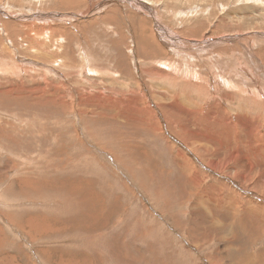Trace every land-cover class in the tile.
<instances>
[{
  "label": "rangeland",
  "instance_id": "1",
  "mask_svg": "<svg viewBox=\"0 0 264 264\" xmlns=\"http://www.w3.org/2000/svg\"><path fill=\"white\" fill-rule=\"evenodd\" d=\"M263 2L0 0V264H264Z\"/></svg>",
  "mask_w": 264,
  "mask_h": 264
},
{
  "label": "bare ground",
  "instance_id": "2",
  "mask_svg": "<svg viewBox=\"0 0 264 264\" xmlns=\"http://www.w3.org/2000/svg\"><path fill=\"white\" fill-rule=\"evenodd\" d=\"M73 1H74V0H73ZM126 1H127V2H130V4L133 5V6H136L135 3H137L139 6H143L144 9H146L147 11H148V10L150 11V10L152 9V7H151L152 5H151L150 3H146V2H149V0H126ZM157 1H160V0H157ZM205 1H206V0H205ZM223 1H224V0H223ZM226 1H227V0H226ZM140 2L142 3V5H140V4H141ZM177 2H178V1H177ZM153 3H154V2H153ZM156 3H157V2H156ZM164 3H165V2H164ZM207 3H208V2H206V4H207ZM211 3H212V2H211ZM263 3H264V2H263ZM174 4H175V3H174ZM180 4H181V2H180ZM209 4H210V2H209ZM213 4H214V3H213ZM165 5H167V4H165ZM171 5H173V4H171ZM173 6H174V5H173ZM173 6L170 7V8H168V10L165 8V10L169 11V9L171 10V8H172V10H176L175 8H176L177 6H176V5H175V7H173ZM205 6H206V5H205ZM242 6H243V5H242ZM244 6H245V5H244ZM164 7H165V6H164ZM164 7H163V8H164ZM168 7H169V6H168ZM173 8H174V9H173ZM177 8H179V7H177ZM182 8H183V7H182ZM244 9L247 10V9H250V8H244ZM257 9H258V8H257ZM259 9H260V8H259ZM259 9H258V10H259ZM1 10H2V9H1ZM146 10H145V11H146ZM254 10H256V9H254ZM262 11H264V9H263ZM260 12H261V11H260ZM97 13H98V12H97ZM147 13H148V12H147ZM207 13H208V12H207ZM207 13H206V14H207ZM174 14H176V13L174 12ZM249 14H250V13H249ZM257 14H259V11H258ZM145 15H149V14H145ZM177 16H178V15H177ZM179 16H180V15H179ZM198 16H199V15H198ZM236 16H237V15H236ZM199 17H200V16H199ZM238 17H239V16H238ZM234 18L236 19V17H234ZM222 19H224V18H222ZM220 20H221V19H220ZM233 20H234V19H233ZM172 21H173V19H172ZM174 21H175V20H174ZM184 21H185V19H184ZM186 21H188V20H186ZM195 21H196V20H195ZM199 21H200V20H199ZM203 21H204V20H203ZM205 21H206V20H205ZM237 21H238V20H237ZM262 21H264V20H262ZM178 22H179V21H178ZM189 22H190V21H188V23H189ZM196 22H197V21H196ZM252 22H253V21H252ZM155 23H156V21H155ZM171 23H172V22H171ZM173 23H174V22H173ZM176 23H177V21L175 22V24H176ZM156 24H157V23H156ZM178 24H179V23H178ZM236 24H237V23H236ZM249 24H250V23H249ZM157 25H159V24H157ZM179 25H180V24H179ZM179 25H178V26H179ZM217 25H218V24H217ZM246 25H247V24H246ZM161 26H162V25H161ZM176 26H177V25H176ZM183 26H184V25H183ZM183 26H182V27H183ZM185 26H186V25H185ZM188 26H189V25H188ZM221 26H222V25H221ZM186 27H187V26H186ZM212 27H213V26H212ZM212 27H211V28H212ZM257 27H258V26H257ZM257 27H256V28H257ZM172 28H173V27H172ZM176 28H177V27H176ZM180 28H181V26H180ZM22 29H23V28H22ZM156 29L158 30V27H157ZM212 29H213V28H212ZM222 29H223V28H222ZM259 29H260V28H259ZM259 29H258V30H259ZM163 30H164V29H163ZM197 30H199V29H197ZM260 30H261V29H260ZM173 31H174V30H173ZM175 31H177V30H175ZM180 31L183 32V30H180ZM190 31H191V29H190ZM193 31H194V29H193ZM200 31H201V30H200ZM209 31H211V30L209 29ZM216 31H217V30H216ZM218 31H219V29H218ZM224 31H225V29H224ZM261 31H262V30H261ZM163 32H164V31H163ZM167 32H169V31H167ZM185 32H186V30H185ZM203 32H205V31L203 30ZM214 32H215V31H214ZM256 32H257V31H256ZM259 32H260V31H259ZM36 33H37V32H36ZM36 33H35V34H36ZM43 33H44V32H43ZM161 33H162V32H161ZM169 33H172V32L170 31ZM225 33H227V32H225ZM172 34H173V33H172ZM179 34H180V33H179ZM191 34H192V33H191ZM212 34H213V33H212ZM231 34H232V33H231ZM235 34H236V33H235ZM38 35H39V34H38ZM43 35H44V34H43ZM159 35H160V34H159ZM162 35H163V34H162ZM162 35H161V37H162ZM170 35H171V34H170ZM175 35H176V34H175ZM175 35L173 34L172 37L175 36ZM189 35H190V33H189ZM208 35H209V34H208ZM233 35H234V34H233ZM237 35H238V34H237ZM246 35H247V34H246ZM249 35H250V34H249ZM249 35H248V36H249ZM31 36H32V35H31ZM166 36H167V35H166ZM166 36H164V37H166ZM180 36H181V35H180ZM180 36H179V37H180ZM213 36H214V35H213ZM226 36H228V35H226ZM231 36H232V35H231ZM32 37H33V36H32ZM169 37H170V36H169ZM175 38H176V37H175ZM225 38H226V37H225ZM164 39H165V38H164ZM164 39H163V40H164ZM186 39H187V38H186ZM186 39H185V40H186ZM200 39H201V38H200ZM32 40H34V39H32ZM170 40H172V38H171ZM223 40H225V39H223ZM172 41H174V40H172ZM175 41H176V40H175ZM226 42H227V41H226ZM164 43H165V42H164ZM185 43H186V42H185ZM205 43H206V42H205ZM223 43H224V42H223ZM52 44H53V43H52ZM225 44H226V43H225ZM173 45H174V44H173ZM184 45H185V44H184ZM187 45H188V44H187ZM187 45H186V46H187ZM36 46H37V44H36ZM199 46H200V45H199ZM196 47H197V44H196ZM194 48H195V47H194ZM224 48H225V47H224ZM230 48H231V47H230ZM183 50H185V49H183ZM185 51H187V50H185ZM34 52H35V51H34ZM188 52H189V51H188ZM225 52H226V51H225ZM182 53H183V52H182ZM185 53H186V52H184V54H185ZM38 54H39V52H38ZM224 54H225V53H224ZM189 56H190V55H189ZM228 56H229V55H228ZM232 56H233V55H232ZM220 57H221V56H220ZM220 57H219V59H220ZM240 58H241V57H240ZM207 59H208V58H207ZM209 59H210V58H209ZM227 59H228V58H227ZM232 59H233V58H232ZM194 60H195V58H194ZM199 60H200V59H199ZM214 60H216V63L218 62V61H217V58L214 59ZM240 60H241V59H240ZM189 61H190V60H189ZM200 61L203 62L204 60H200ZM210 61H211V60H210ZM241 61H242V60H241ZM219 62H220V61H219ZM236 62H237V60H236ZM191 63H193V61H192ZM194 63H195V62H194ZM196 63H197V62H196ZM241 63H242V62H241ZM149 64H150V63H149ZM156 64H157V62H156ZM185 64H186V63H185ZM185 64H184V65H185ZM187 65H188V64H187ZM189 65H190V64H189ZM194 65H195V64H194ZM211 65H212V64H211ZM216 65H217V64H216ZM227 65H228V64H227ZM231 65H233V64H230V66H231ZM252 65H253V64H252ZM252 65H251V66H252ZM164 66H165V65H164ZM192 66H193V65H192ZM192 66L190 65V67H192ZM195 66H196V65H195ZM201 66H202V65H201ZM214 66H215V64H214ZM217 66H218V65H217ZM223 66H224V65H223ZM254 66H255V65H254ZM257 66H258V65H257ZM159 67H160V66H159ZM193 67H194V66H193ZM199 67H200V66H199ZM208 67H209V66H208ZM162 68H164V67H162ZM183 68H184V67H183ZM221 68H222V67H221ZM221 68H220V69H221ZM237 68H238L239 70H241V71H242V70H250V71H253V69H251V68L248 69V68H247L245 65H243V64L239 65ZM252 68H253V67H252ZM254 68H255V67H254ZM256 68H257V71H258L259 66L256 67ZM197 69H198V68H197ZM199 69H201V68H199ZM217 69H218V68H217ZM217 69H216V70H217ZM222 69H223V68H222ZM227 69H228V67H227ZM162 70H163V69H162ZM189 70H191V69H189ZM201 70H202V69H201ZM195 71H196V70H195ZM234 71H235V70H234ZM236 71H237V70H236ZM254 71H256V70H254ZM257 71H256V72H257ZM259 71H261V69H260ZM162 72H163V71H162ZM243 72H244V71H243ZM245 72H246V71H245ZM182 73H183V71H182ZM194 73H195V74H199V73H196V72H194ZM200 73H201V72H200ZM218 73H219V72H218ZM249 73H250V72H249ZM258 73H259V72H258ZM263 73H264V72H263ZM263 73H261V74H263ZM161 74H163V73H161ZM195 74H194V75H195ZM254 74H255V72H254ZM200 75H201V74H200ZM200 75H199V76H200ZM204 75H205V74L203 73V76H204ZM230 75H231V74H230ZM247 75H248V72H247ZM186 76H187V75H186ZM203 76H202V77H203ZM207 76H208V75H207ZM243 76H244V75H243ZM245 76H246V75H245ZM251 76H252V75H251ZM259 76L262 77L261 75H259ZM195 77H196V76H195ZM202 77H200V79H201ZM218 77H219V76H218ZM220 77H221V76H220ZM232 77H233V76H232ZM193 78H194V77H193ZM229 78H230V77H229ZM234 78H235V77H234ZM262 78L264 79V77H262ZM212 79H213V78H212ZM213 81H214L215 83H218L216 79L213 80ZM233 82H234V81H233ZM233 82H232V83H233ZM212 83H213V82H212ZM212 83L210 82V84H212ZM215 83H214V84H215ZM221 83H222V82H221ZM215 85H216V84H215ZM196 86H197V85H196ZM212 86H214V85H212ZM227 86H228V85H227ZM229 86H230V85H229ZM199 87H200V85H199ZM199 87H197V88L199 89ZM205 87H206V86H205ZM232 87H233V86H232ZM213 88H214V87H213ZM213 88H212V89H213ZM217 88H218V85H217ZM220 88H221V87H220ZM220 88H219V89H220ZM226 88H227V87H226ZM234 88H235V87H234ZM257 88H258V91H259V87H257ZM263 88H264V87H263ZM200 89H202V88L200 87ZM200 89H199V90H200ZM215 89H216V87H215ZM228 89H229V88H228ZM253 89H254V88H253ZM222 90H223V89H222ZM202 91H203V90H202ZM224 91H225V90H224ZM187 92H188V91H186V93H187ZM200 92H201V91H200ZM220 92H222V91L220 90ZM250 92H252V90H251ZM252 93H253V92H252ZM257 93H259V92H256V95H257ZM262 93H263V92H262ZM219 94H220V93H219ZM225 94H226V93H225ZM230 94H231V93H230ZM232 94H233V93H232ZM259 94H260V93H259ZM200 95H201V94H200ZM222 95H223V94H222ZM233 95H234V94H233ZM251 95H254V96H255V93H254V94H251V93H250V96H251ZM262 95H264V94H262ZM136 96H137V95H136ZM201 96H202V95H201ZM212 96H213V95H212ZM259 96H261V95H259ZM186 97H187V96H186ZM190 97H191V95H190ZM203 97H205V96H203ZM210 97H211V96H210ZM210 97H209V99H210ZM216 97H217V96H216ZM228 97H230V96H228ZM248 97H249V95H248ZM207 98H208V97H207ZM230 98H231V97H230ZM233 98H234V97H233ZM235 98H236V97H235ZM246 98H247V97H246ZM252 98H253V96H252ZM263 98H264V97H263ZM190 99H191V98H190ZM201 99H202V98H201ZM250 99H251V98H250ZM250 99H248L247 101L250 102L251 100H253V99H251V100H250ZM134 100H136V99H134ZM134 100H133V101H134ZM187 100H189V99H187ZM197 100H199V99H197ZM260 100H262V99H260ZM130 101H131V100H130ZM130 101H129V102H130ZM193 101H194V100H193ZM257 101H259V100H257ZM163 102H164V101H163ZM180 102H181V101H180ZM189 102H190V101H189ZM195 102H196V99H195ZM203 102H204V101H203ZM206 102H207V101H206ZM261 102H262V101H261ZM172 103H173V102H172ZM216 103H217V102H216ZM252 103H253V102H252ZM257 103H258V102H257ZM168 104H169V103H168ZM170 104H171V103H170ZM204 104H205V103H204ZM204 104H203V106H204ZM208 104H209V102H208ZM263 104H264V103H263ZM164 105H165V104H164ZM171 105H172V104H171ZM247 105H249V104H247ZM257 105H258V104H257ZM182 106H183V105H182ZM215 106H216V105H215ZM255 106H256V103H255ZM263 106H264V105H263ZM162 107H164V106H162ZM205 107H206V106H205ZM205 107H204V108H205ZM166 108H167V105H166ZM172 108H173V107H172ZM176 108H177V107H176ZM176 108H175V109H176ZM197 108H198V107H197ZM197 108H196V109H197ZM207 108H208V107H207ZM219 108H220V107H219ZM221 108H222V107H221ZM249 108H250V107H249ZM251 108H252V107H251ZM251 108H250V109H251ZM256 108H257V107H256ZM163 109H165V108H163ZM173 109H174V108H173ZM175 109H174V110H175ZM182 109H183V108H182ZM196 109H195V110H196ZM211 109H212V108H210V111H211ZM165 110L169 111L168 109H165ZM186 110H187V109H186ZM198 110H199V109H198ZM217 110H218V108H217ZM222 110H223V109H222ZM262 110H263V109H262ZM263 111H264V110H263ZM263 111H262V113H263ZM172 112H173V111H172ZM172 112H170V113H172ZM196 112L199 113V111H196ZM206 112H207V111H206ZM219 112H220V111H219ZM219 112H218V113H219ZM167 113H168V112H167ZM174 113H176V111H175ZM213 113H214V112H213ZM213 113H212V114H213ZM256 113H257V111H256ZM256 113H254V114L256 115ZM262 113H261V114H262ZM207 114H208V112H207ZM212 114H211V115H212ZM239 114H240V113H239ZM257 114H259V113H257ZM154 115H155V114H154ZM170 115H171V114H170ZM172 115H173V114H172ZM177 115H178V114H177ZM180 115H181V114H180ZM180 115H179V116H180ZM191 115H193V114H191ZM196 115H197V114H196ZM221 115H222V114H221ZM227 115H228V114H227ZM230 115H231V114H230ZM232 115H233V114H232ZM208 116H209V115H208ZM213 116H214V115H213ZM256 116H257V115H256ZM256 116H254V117H256ZM195 117H196V116H195ZM199 117H201V116H199ZM205 117H206V116H205ZM252 117H253V114H252V116H251L250 118H252ZM254 117H253V119H254ZM177 118H178V117H177ZM203 118H204V117H203ZM211 118H212V117H211ZM180 119H181V118H180ZM189 119H190V118H189ZM205 119H206V118H205ZM174 120H175V119H174ZM207 120H208V118H207ZM207 120L205 121V123L207 122ZM222 120H223V118H222ZM181 121H182V119H181ZM197 121H198V120H197ZM252 121H253V120H252ZM258 121H259V120H258ZM208 122H210V120H208ZM212 122H213V121H212ZM235 122H236V121H235ZM243 122H244V121H243ZM250 122H251V121H250ZM155 123H156V122H155ZM157 123H158V122H157ZM182 123H183V122H182ZM251 123H252V122H251ZM178 124H179V123H178ZM187 124H188V123H187ZM207 124H208V123H207ZM209 124H210V123H209ZM252 124H253V123H252ZM153 125H154V124H153ZM160 125H161V124H160ZM180 125H181V124H180ZM215 125H216V124H215ZM207 126H208V125H207ZM224 126H225V125H224ZM179 127H180V126H179ZM204 127H205V126H204ZM217 127H218V126H217ZM253 127H254V126H253ZM185 128H187V127H185ZM205 128H206V127H205ZM213 128H214V127H213ZM220 128H221V127H220ZM254 128H255V127H254ZM262 128H263V127H262ZM225 129H226V127H225ZM183 130H184V129H183ZM187 130H188V129H187ZM260 130H261V129H260ZM191 131H192V130H191ZM210 131H211V130H210ZM212 131H214V129H212ZM222 131H223V130H222ZM240 131H241V129H240ZM244 131H245V130H244ZM253 131H254V130H253ZM253 131H252V132H253ZM255 131H256V130H255ZM220 132H221V131H220ZM223 132H224V131H223ZM252 132H250V133H252ZM191 133H192V132H191ZM227 133H228V132H227ZM227 133H226V134H227ZM232 133H233V132H232ZM257 133H258V132H257ZM257 133H256V134H257ZM187 134H188V133H187ZM218 134H219V133H218ZM160 135H161V134H160ZM212 135H213V133H212ZM212 135H211V136H212ZM228 135H229V133H228ZM246 135L248 136V134H246ZM252 135H253V134H252ZM252 135H251V136H252ZM254 135H255V134H254ZM254 135H253V136H254ZM216 136H217V135H216ZM229 136H230V135H229ZM229 136H228V137H229ZM253 136H252V137H253ZM232 137H233V136H232ZM249 137H250V135L247 137V139H248ZM256 137H257V135H256ZM259 137H260V141L263 142V143H262V144H263V145H262V151L264 152V139H263V137H261L260 135H258V138H259ZM186 138H189V140L191 141L190 137H186ZM192 138H195V137H192ZM198 138H199V137H198ZM208 138H209V137H208ZM250 138H251V137H250ZM250 138H249V141H250ZM196 139H197V137H196ZM211 139H212V138H211ZM215 139H216V137H215ZM245 139H246V138H245ZM208 140H209V139H208ZM218 140L220 141V144H221V143H223L224 138H223V139L221 138V139H218ZM237 140H238V139H237ZM195 141H196V140H195ZM209 141H210V140H209ZM212 141H214V140H212ZM232 141H233V139H232ZM246 141H247V140H246ZM251 141H253L252 143L254 144V141H255V140L252 139ZM251 141H250V144H251ZM167 142H168V141H167ZM197 142L199 143V141H197ZM197 142H196V143H197ZM202 142L204 143V140H203ZM214 142H215V141H214ZM256 142H258V141H256ZM168 143H169V142H168ZM191 143H192V142H191ZM239 143H240V142H239ZM243 143H244L245 145H246L247 143L249 144V142H243ZM240 144H241V143H240ZM244 144H243V147H244ZM253 144H252V145H253ZM260 144H261V142H260ZM189 145H190V144H189ZM203 145H204V144H203ZM256 145H257V144H256ZM204 146H205V145H204ZM204 146H203V147H204ZM211 146H212V145H211ZM216 146H217V145H216ZM216 146H215V147H216ZM239 146H240V145H239ZM241 146H242V145H241ZM254 146H255V145H253V147H254ZM205 147H206V146H205ZM212 147H213V146H212ZM191 148H192V147H191ZM201 148H202V147H201ZM219 148H220V145H219ZM221 148H222V147H221ZM233 148H234V147H233ZM246 148H248V150L246 149L247 151H250V150H249V147L246 146ZM250 148H251V147H250ZM223 149H224V148H223ZM192 150H193V149H192ZM246 150H244V151H246ZM253 150H254V148H253ZM256 150H257V149H256ZM256 150H255V151H256ZM259 150H260V149H259ZM259 150H258V151H259ZM260 151H261V150H260ZM196 152L198 153V151H196ZM196 152H195V153H196ZM203 152H204V151H203ZM228 152H229V150H228ZM236 152H238V150H237ZM240 153H241V152H240ZM242 153H243V152H242ZM244 153L246 154V152H244ZM247 153H248V152H247ZM250 153H251V152H250ZM258 153H260V152H258ZM214 154H216V153H214ZM230 154H232V153H230ZM245 154H243L244 157H245ZM254 154H255V153H254ZM261 154H262V153H261ZM243 155H242V156H243ZM263 155H264V154H263ZM218 156H219V158H220V160H221V162H222V163H221L222 165H227V164L229 163V162L227 161V160H228V159H227L228 157L226 158V154H222V153L219 152V153H218ZM249 156H250V154H249ZM261 156H262V155H261ZM258 158H259V157H258ZM255 159H256V158H255ZM260 159H261V158H260ZM231 160H233V158H232ZM236 160L239 161L238 158H237ZM245 160H247V159H244V161L242 162V165H244V166H248V167H253L251 164L246 163ZM250 160H251V159H250ZM252 160H253V159H252ZM258 160H259V159H258ZM201 161H202V160H201ZM229 161H230V160H229ZM254 161H255V160H254ZM186 162H187V161H186ZM215 162H216V161H215ZM230 162H231V161H230ZM249 162H250V161H249ZM189 163H190V162H189ZM231 163H232V162H231ZM250 163H252V162H250ZM187 164H188V163H187ZM205 164H206V163H205ZM209 164H210V162H209ZM217 164H218V163H217ZM229 164H230V163H229ZM256 165H257L256 168H259V170H260V172H261V171H262V165H261V162L259 161V165H258V164H256ZM260 165H261V166H260ZM210 166H211V165H210ZM193 168H194V167H193ZM214 168H216V167H214ZM229 168H230V166H229ZM256 168H255V170H256ZM209 169H210V168H209ZM216 169H217V168H216ZM219 169H220V168H219ZM221 169H222V168H221ZM221 169H220V170H221ZM223 169H227V167H223ZM231 169H232V168H231ZM231 169H229V170H231ZM241 169H242V168H241ZM263 169H264V167H263ZM195 170H196V168H195ZM229 170H228V171H229ZM228 171H227V172H228ZM213 172H214V171H213ZM188 173H189V172H188ZM238 173H239V175H241V176L239 177L238 175H235V177H237V178H239L240 180L243 181V179H245V176H246V175L243 174V173H241V172H238ZM248 173H249V172H248ZM250 173H251V172H250ZM254 173H255V172H254ZM254 173H253V174H254ZM228 174H229V173H228ZM253 174H252V175H253ZM200 175H201V174H200ZM205 175H206V174H205ZM188 176H189V174H188ZM198 176H199V175H198ZM208 177H210V176H208ZM229 177H230V176H229ZM242 178H243V179H242ZM262 178H263V177H262ZM195 179H196V177H195ZM254 179H255V178H254ZM217 181H218V180H217ZM244 181H245V180H244ZM256 181L259 182L260 184H263V183H264V179H260V181L257 179ZM189 182H190V181H189ZM194 182H195V181H194ZM197 182H198V181H197ZM248 183H249V181H248ZM195 185H196V184H195ZM227 185H228V183H227ZM250 185H251V184H250ZM252 185H253V184H252ZM192 186H193V185H192ZM231 186H232V185H231ZM256 186H257V185H256ZM253 187H254V186H253ZM258 187H259V186H258ZM211 188H212V187H211ZM229 188H230V187H229ZM247 188H248V187H247ZM207 189H208V188H207ZM233 189H234V188L232 187L231 191H232ZM253 189H254V188H253ZM234 191H235V190H233V192H234ZM261 191H262V190H261ZM236 192H237V191H236ZM236 192H235V193H236ZM203 193H204V192H203ZM203 193H202V194H203ZM206 193H207V192H206ZM224 193H225V192H224ZM198 195H199V194H198ZM207 195H209V194H207ZM209 196H210V195H209ZM232 196H233V195H232ZM213 197H215V196H213ZM197 198H198V197H197ZM209 198H210V197H209ZM209 198H208V199H209ZM224 198H225V196H224ZM208 199H207V200H208ZM225 199H226V198H225ZM233 199H234V198H233ZM220 200H221V199H220ZM223 200H224V199H223ZM223 200H222V201H223ZM235 201H236V200H234V202H235ZM234 202H233V203H234ZM198 203H199V202H198ZM217 203H218V202H217ZM212 204H213V202H212ZM230 204H231V203H230ZM235 204H236V203H235ZM202 206H203V204H202ZM208 206H209V205H208ZM211 206H213V205H211ZM209 207H210V206H209ZM241 207H242V206H241ZM195 208H196V207H195ZM228 208H229V207H228ZM197 209H198V208H197ZM209 209H210V208H209ZM209 209H208V210H209ZM213 209H214V208H213ZM215 209H216V208H215ZM235 210H236V209H235ZM197 212H198V210H197ZM207 213H208V212H207ZM207 213H206V216H207ZM213 213H214V212H213ZM216 213H217V212H216ZM232 213H233V212H232ZM251 213H252V212H251ZM253 214L255 215V213H253ZM260 214H263V213H260ZM208 215H209V213H208ZM211 215H212V213H211ZM211 215H209V216H211ZM230 215H231V214H230ZM257 215H258V214H257ZM204 216H205V215H204ZM206 216H205V217H206ZM209 216H208V217H209ZM232 216H233V215H232ZM250 216H251V215H250ZM259 216H260V215H259ZM263 216H264V214H263ZM211 217H212V216H211ZM211 217H209V218H211ZM213 217H214V216H213ZM219 217H220V216H219ZM219 217H217V218H219ZM251 217H253V216H251ZM251 217H250V218H251ZM250 218H249V219H250ZM253 218H254V217H253ZM260 218H261V220H260V224H258V223H256V224H258V225L261 226V227H264V219H262V216H261ZM215 219H216V215H215ZM244 219H245V218H244ZM257 219H258V218H257ZM210 220H211V219H210ZM219 220H221V219H219ZM250 220H252V218H251ZM255 220H256V219H255ZM255 220L253 219L254 222H255ZM258 220H259V219H258ZM258 220H256V221H258ZM253 221H252V223H254ZM245 222H246V221H245ZM250 222H251V221H250ZM217 223H218V222H217ZM246 223H247V222H246ZM220 224H221V223H219V225H220ZM208 225H209V224H208ZM219 225H218V226H219ZM251 225H253V224H251ZM254 226H256V225H254ZM259 226H258V227H259ZM206 227H207V226H206ZM211 227L214 228L213 226H211ZM219 228H220V227H219ZM201 229H202V228H201ZM257 229H258V228H257ZM219 231H220V230H219ZM219 233H220V232H219ZM194 237H195V236H194ZM221 238H222V237H221ZM234 239H235V238H234ZM196 244H197V243H196ZM241 247H242V246H241ZM252 252H253V251H252ZM254 255H255V254H254ZM256 255H257V253H256ZM242 256H243V255H242ZM261 256H263V255H261ZM261 256L259 255V259L262 260V257H261ZM228 257H229V259H231L230 256H228ZM250 257H251V256H250ZM248 258H249V257H248ZM224 259H225V258H224ZM231 260H232V259H231ZM252 260H253V259H252ZM217 261H218V260H217ZM217 261H216V262H217ZM233 261H234V260H233ZM237 261H238V260H237ZM255 261H256V259H255ZM259 261H260V260H259ZM262 261H263V260H262ZM231 262H232V261H231ZM238 262H239V261H238ZM223 263H224V262H223ZM249 263H250V262H249ZM257 263H259V262H257ZM257 263H256V264H257Z\"/></svg>",
  "mask_w": 264,
  "mask_h": 264
}]
</instances>
